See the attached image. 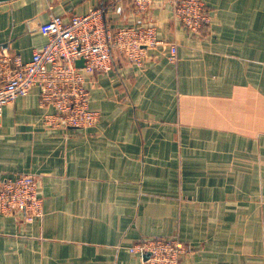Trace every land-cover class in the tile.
<instances>
[{
  "label": "crops",
  "instance_id": "0c3cea01",
  "mask_svg": "<svg viewBox=\"0 0 264 264\" xmlns=\"http://www.w3.org/2000/svg\"><path fill=\"white\" fill-rule=\"evenodd\" d=\"M201 1L211 21L198 35L171 0L107 13L153 25L176 61L158 48L88 78L95 126L46 127L38 88L3 107L0 171L33 175L43 214L0 215V264H140L129 248L153 237L182 242L181 264H264V0ZM109 2H1L0 49L28 62L50 15Z\"/></svg>",
  "mask_w": 264,
  "mask_h": 264
},
{
  "label": "built area",
  "instance_id": "2783aa9c",
  "mask_svg": "<svg viewBox=\"0 0 264 264\" xmlns=\"http://www.w3.org/2000/svg\"><path fill=\"white\" fill-rule=\"evenodd\" d=\"M122 0H110L104 7L63 19L50 15L40 31L47 38L44 47L34 52L28 62L0 49V118L3 107L32 88L39 90V104L53 108L43 123L51 129L87 128L98 123L100 114L89 106L88 78L108 74L120 57L126 64L142 67L150 51L168 52L176 61L174 43L160 40L153 25L143 23L114 25L107 13ZM173 16L191 34H201L211 15L201 0H171ZM136 12L148 10L151 0H132ZM167 50V51H166ZM82 61V65H77ZM42 199L31 174L10 177L0 171V215L23 216L26 221L41 218ZM177 239L153 238L131 247V253L149 254L141 264H180L185 253ZM163 254H172L167 259Z\"/></svg>",
  "mask_w": 264,
  "mask_h": 264
},
{
  "label": "rangeland",
  "instance_id": "374dc122",
  "mask_svg": "<svg viewBox=\"0 0 264 264\" xmlns=\"http://www.w3.org/2000/svg\"><path fill=\"white\" fill-rule=\"evenodd\" d=\"M205 8H206V7H205ZM53 15H54V14H53ZM60 17H61V16H60ZM70 17H71V16H70ZM70 17H69V18H70ZM62 18H63V17H62ZM69 18H67V19H69ZM63 19H65V18H63ZM65 20H66V19H65ZM209 25H210V24H209ZM147 62H148V61H147ZM145 64H146V63H145ZM95 125H96V124H95ZM95 125H93V126H95ZM93 126L90 125V126H88V128H89V127H93ZM35 182H36V181H35ZM35 219H36V218H35ZM153 238H160V237H153ZM153 238H145V239H142V240L139 241V242H142V241L147 240V239H153ZM163 238H166V237H163ZM167 239H174V238H167ZM178 241H179V240H178ZM139 242H138V243H139ZM138 243H136V244H138ZM179 243H180L181 246H183V248H184L183 251L185 252V251L187 250V249H186V246H185L182 242H180V241H179ZM136 244H135V245H136ZM135 245H133V246H135ZM133 246H131V247H133ZM131 247H130V248H131ZM130 248H129V249H130ZM129 252H130V251H129ZM130 253H131V252H130ZM136 254L140 255L139 253H136ZM183 254H184V253H183ZM183 254H182V255H183ZM163 255H164V257H166L167 259H173V255H172V254H169V255H167V254H163ZM148 257H149V256H148ZM178 258L181 259V261H182V256H179ZM140 264H141V263H140ZM180 264H181V262H180Z\"/></svg>",
  "mask_w": 264,
  "mask_h": 264
},
{
  "label": "water",
  "instance_id": "95a60500",
  "mask_svg": "<svg viewBox=\"0 0 264 264\" xmlns=\"http://www.w3.org/2000/svg\"><path fill=\"white\" fill-rule=\"evenodd\" d=\"M6 1H10V0H0V3L1 2H6ZM77 65H82V61H78L77 62ZM148 256H149V254H145L144 256H143V259L145 260V259H147L148 258Z\"/></svg>",
  "mask_w": 264,
  "mask_h": 264
}]
</instances>
